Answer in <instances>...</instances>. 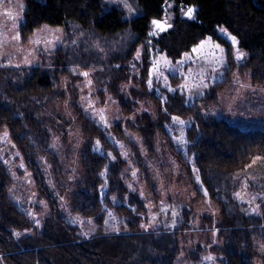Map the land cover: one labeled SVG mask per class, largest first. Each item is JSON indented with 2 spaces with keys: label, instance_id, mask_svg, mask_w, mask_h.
Segmentation results:
<instances>
[{
  "label": "trees",
  "instance_id": "16d2710c",
  "mask_svg": "<svg viewBox=\"0 0 264 264\" xmlns=\"http://www.w3.org/2000/svg\"><path fill=\"white\" fill-rule=\"evenodd\" d=\"M126 1L135 12L129 18L125 17L123 3L114 0H25L21 38L27 40L47 24L64 26L67 42L43 56L37 66L0 67V131H8L51 213L37 224L10 199L13 180L0 159V264H175L182 233L195 230L181 220L174 227L159 224L142 228L137 218V212L143 210L141 201L128 209L118 208L128 215L118 231H106L102 224L85 235L62 214L59 199L47 185L41 158L46 163H58L51 145L66 127L74 126L73 116L88 140L81 155V178L68 190L69 177H65L61 189L69 193L72 211L101 223L113 208L112 196L128 192L123 175L126 161L116 142L71 95L74 90L69 81L81 78L82 71H90L99 99L110 95L122 105L129 104L126 114L135 104L125 98L127 83L140 86L130 89L136 98L156 100L158 117L154 120L146 113L139 117L150 122L139 130L149 144H155L156 138H169L164 123L171 117L194 116L185 138L203 187L196 198H209L220 207L215 230L223 242L213 249L221 255L218 264H255L256 242H264V201L260 213L248 214L235 194L245 180L253 184L256 193H264V130H243L223 118L201 116L198 106L187 104L182 93L169 95L163 103L147 83L153 66L151 52L146 49L140 60L136 52L149 42L154 51L179 59L207 37L230 48L219 32L223 27L249 52L243 66L259 78L264 74V0ZM167 2L174 4L175 14L167 23L171 27L160 30L152 20L167 17ZM190 7L195 8L191 17L184 15ZM136 71H140L139 77L133 76ZM66 97L71 99L67 102L72 117L61 105ZM153 120L159 123H151ZM123 128V124H116L111 132L123 140ZM181 162L182 168L187 165L185 159ZM17 232L21 235L16 236Z\"/></svg>",
  "mask_w": 264,
  "mask_h": 264
},
{
  "label": "rangeland",
  "instance_id": "374dc122",
  "mask_svg": "<svg viewBox=\"0 0 264 264\" xmlns=\"http://www.w3.org/2000/svg\"><path fill=\"white\" fill-rule=\"evenodd\" d=\"M114 1L129 5L126 0ZM25 8V0H4L0 4V67L37 66L43 56L67 42V31L64 26L47 24L38 28L24 41L19 29L24 19ZM173 9L174 4L167 2L165 5L167 17L164 18L167 23L174 18ZM134 13L125 7L126 18ZM221 29L225 28L220 27L219 32L229 41L230 48L212 37H207L203 43L200 42L193 48L199 49L198 51L192 49L181 58L172 59L165 53L154 51L150 47L151 43L145 42L137 49L136 58L140 60L146 49L151 52L150 60L156 71H153L152 66L147 83L151 92L159 96L163 103L169 95L182 93L187 104L198 106L197 114L201 116L223 118L243 130H264V74L258 78L253 70L244 68L243 64L247 61L249 52L240 47L239 41L238 44H233L230 36ZM217 45L219 47H216ZM237 49L244 53L243 58L237 59ZM84 72L89 75L81 74V78L69 81L72 84L71 91L74 90L71 95L77 97V104L87 115L107 128L110 138L116 142L126 161L123 175L128 192L122 196L118 194L112 196L113 208L108 210L107 217L101 223L93 218L80 217L72 211L69 193L68 195L66 191L62 193L61 189L67 177L70 182L68 190H71L81 178V155L88 138L82 136L77 127V120L69 110L68 102L71 99H67L70 97V93L67 92L66 100L60 104L68 117L73 116L71 120L74 126L66 127V132L59 135L51 145L50 151L57 153L58 156L57 164L46 163L45 159L41 158L47 185L59 199L62 214L87 235L96 231L102 224L106 231H117L115 229H120L122 224H126L128 217L127 214L119 212L118 208L127 206L128 209L135 201H141L143 210L137 212V218L141 219L142 228H155L159 224L174 227L177 221L181 220L192 224L195 229L191 232L184 230L182 233L181 251L175 264H218L221 255L215 253L213 249L223 242L215 230L220 219V207L209 198H196L203 187L185 138L187 128L195 120L194 116L171 117V120L164 123L169 138H156L155 144H149L139 130L150 122L139 120V117L146 113L155 120L160 110L156 100L150 97L136 98L130 89L140 86L136 87L135 82L127 83L124 90L125 98L135 104L133 111L126 114L129 104L122 105L110 95L104 100L99 99L90 71H82ZM133 76L139 77L140 71H136ZM174 117L180 119L175 120ZM154 120L151 123H159ZM116 124L124 125L123 140H119L120 138L111 132V127ZM65 134L68 136L64 137ZM0 159L13 180L9 190L10 199L27 214L31 213L30 216L35 223L38 220L41 224L42 220L50 215V207L47 200L39 195L33 174L26 167L7 130L0 131ZM182 159L187 162L183 168L180 165ZM251 179L252 177H249V180ZM252 186L250 181H242L235 197L246 213L258 214L261 200L264 201V193H256ZM256 243L258 256L255 258V264H264V242Z\"/></svg>",
  "mask_w": 264,
  "mask_h": 264
},
{
  "label": "snow or ice",
  "instance_id": "6c2138e0",
  "mask_svg": "<svg viewBox=\"0 0 264 264\" xmlns=\"http://www.w3.org/2000/svg\"><path fill=\"white\" fill-rule=\"evenodd\" d=\"M3 2H4V0H0V4H2ZM124 6L125 7H128L130 11H134L133 9H131L130 5H128L127 3H125ZM194 11H195V8L194 7H190V8H188L187 12L184 13V15H187V16L191 17L192 14L194 13ZM12 18H13V20L15 19V17H12ZM152 24L156 28H158L160 30H164L166 27H171V25L167 24L166 21L162 22L161 20H158V19H153L152 20ZM13 27H15V24H13ZM221 31L224 32L226 35H229L230 36V39H231V41H232L233 44H238L237 38L235 36H231L230 33H227V30L226 29H221ZM216 47H219V45H217ZM198 50L199 49H193V51H198ZM243 56H244V53L240 52L239 49H237V59H241V58H243ZM153 71H156L155 65L153 66ZM82 74L84 76H88L89 75L87 72H84ZM149 84H151V81H149ZM173 119L179 120L180 118L179 117H174ZM180 122L183 123V121H180ZM113 159H115V157H113ZM256 159H261V158L260 157H257ZM253 163H255V160L253 161ZM237 195L239 196L240 194L237 193ZM30 215H32V214L30 213ZM36 223L39 224V221L37 220ZM115 230L118 231L119 229H115ZM15 235L16 236H20L21 233L17 232V233H15ZM85 235H87V233H85ZM206 259H215V258L214 257H206Z\"/></svg>",
  "mask_w": 264,
  "mask_h": 264
}]
</instances>
